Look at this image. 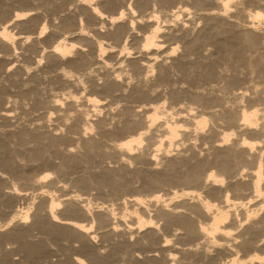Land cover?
I'll return each mask as SVG.
<instances>
[{"label":"bare ground","instance_id":"bare-ground-1","mask_svg":"<svg viewBox=\"0 0 264 264\" xmlns=\"http://www.w3.org/2000/svg\"><path fill=\"white\" fill-rule=\"evenodd\" d=\"M15 250L264 264V0H0V264Z\"/></svg>","mask_w":264,"mask_h":264},{"label":"rangeland","instance_id":"rangeland-1","mask_svg":"<svg viewBox=\"0 0 264 264\" xmlns=\"http://www.w3.org/2000/svg\"><path fill=\"white\" fill-rule=\"evenodd\" d=\"M31 112H33V114L31 113ZM29 111V113H28V115H27V117H26V114L25 115H21V117L19 116V118H21L20 119V123L19 124H30L31 123V120H32V122L34 121L35 122V120H33L34 118H35V116L38 114L37 112H36V115L34 114V112L35 111ZM16 113V112H15ZM18 113H20L19 111H18ZM17 114V113H16ZM29 114H32V115H29ZM25 117V118H23V117ZM31 117V118H30ZM25 121V122H24ZM27 121V122H26ZM38 121V120H37ZM19 122V121H18ZM38 122H40V121H38ZM31 145V144H30ZM155 147V146H154ZM141 149V150H140ZM146 145H143L141 148H138V149H136L135 150V152L137 151V153H143V152H145L146 151ZM151 149H154L153 147L151 148ZM53 154V153H52ZM54 157H53V159L54 158H57V156L55 157V155H53ZM54 160H56L58 163H61V159H59V158H57V159H54ZM103 160H107V161H115V162H112L113 163V165L117 168V169H121L122 168V165L120 164V162L119 161H117L118 160V158L114 155V153L113 154H110V155H107V156H105L104 157V159ZM134 161V160H133ZM132 161V162H133ZM138 161H134L133 163H132V168H143V166L145 167L146 166V164H142L141 162L140 163H137ZM98 162H96V163H94V165H96V167H97V165H99V164H97ZM160 167H162L161 165H159ZM95 167V168H96ZM96 169H98V168H96ZM161 169V168H160ZM87 174L88 173H86V170L85 169H82V168H80L79 170L77 169L76 171H74V173L72 172L71 174H70V176H69V178H68V187L70 188L71 186L73 187V185H74V181L78 178V176L81 178V176H83V177H86L87 176ZM140 183L141 182H139V181H133V183H132V186H131V188L130 189H128L127 190V192L125 193V194H132V193H136V192H143V193H148V194H150V193H152V192H154V191H156L157 193H159V194H162V195H166V196H168L169 195V193H171V192H173V191H175V190H181V189H183L184 187H186L185 186V184H183V183H173V184H171V185H160V186H157V187H155L154 189H152V190H142L141 188H140ZM75 189H77V188H75ZM99 191H100V193H99ZM86 195L88 196V197H90V198H93V199H98V198H111L112 197V195L110 194V193H108V192H104V193H102L101 194V190H98V189H95V188H93V189H89V190H87L86 191ZM170 195H172V194H170ZM169 195V196H170ZM165 196V197H166ZM175 240H177V239H173V241L171 242V243H173V242H175ZM177 244H179L180 245V243H177ZM12 255H13V259H15V260H18V261H21L22 263H24V264H26V261H25V256H24V253H22L21 251H18V250H15L13 253H12ZM59 257V255H55V256H53L52 257V260H57V258ZM41 264H48L47 262L46 263H41Z\"/></svg>","mask_w":264,"mask_h":264}]
</instances>
